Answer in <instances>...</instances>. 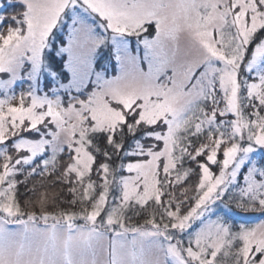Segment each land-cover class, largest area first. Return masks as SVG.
Here are the masks:
<instances>
[{
	"label": "snow or ice",
	"instance_id": "snow-or-ice-1",
	"mask_svg": "<svg viewBox=\"0 0 264 264\" xmlns=\"http://www.w3.org/2000/svg\"><path fill=\"white\" fill-rule=\"evenodd\" d=\"M0 74V264H264V0H7Z\"/></svg>",
	"mask_w": 264,
	"mask_h": 264
},
{
	"label": "rangeland",
	"instance_id": "rangeland-1",
	"mask_svg": "<svg viewBox=\"0 0 264 264\" xmlns=\"http://www.w3.org/2000/svg\"><path fill=\"white\" fill-rule=\"evenodd\" d=\"M0 2H2V3H6L7 0H0ZM7 11H8V12H11V9H8ZM130 47H131L133 50L135 49V42H134V41H132V43L130 44ZM141 53H142V50H141ZM112 63L115 64V61L113 60ZM111 74L114 75L115 72L113 71ZM4 78H7L6 75H4V74H0V79H4ZM64 82L67 83V80H65ZM26 87H27L26 84H21L20 82H18L17 85L15 86V91L18 93V92L21 91L22 89H26ZM44 91H48V88H45ZM40 94L43 95L44 92H41ZM49 95H51L50 92H49ZM0 98H3V94H2V93H0ZM14 103H15V102H14ZM241 182H242V181H241ZM22 189H23V188H21V191H22ZM20 199H21V203L23 204L24 197L21 196ZM258 217H260V214H259V213H256V214H241L240 217H236L235 219H236L237 221H239L241 218H244V219H246V222H248V223H256V222H258V221H257V218H258Z\"/></svg>",
	"mask_w": 264,
	"mask_h": 264
},
{
	"label": "trees",
	"instance_id": "trees-1",
	"mask_svg": "<svg viewBox=\"0 0 264 264\" xmlns=\"http://www.w3.org/2000/svg\"><path fill=\"white\" fill-rule=\"evenodd\" d=\"M22 192H23V189H22Z\"/></svg>",
	"mask_w": 264,
	"mask_h": 264
}]
</instances>
